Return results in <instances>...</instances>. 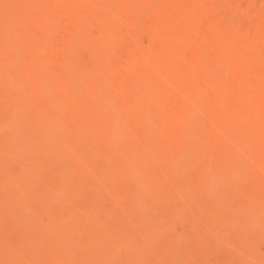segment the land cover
I'll list each match as a JSON object with an SVG mask.
<instances>
[{"label":"bare ground","instance_id":"6f19581e","mask_svg":"<svg viewBox=\"0 0 264 264\" xmlns=\"http://www.w3.org/2000/svg\"><path fill=\"white\" fill-rule=\"evenodd\" d=\"M182 1L0 0V8L5 9L0 20V64L10 62L14 67L11 66L8 73H0V120L9 117L10 111H18L17 108L46 111L56 119L64 117L62 121L58 120L61 126L55 123L56 129L60 128L61 132L56 130L55 133L54 125L48 126L50 129L46 127L49 130L45 129L46 134L44 132L45 136L39 142L48 149L38 165L30 167L26 163L25 168L23 165L24 171L23 168L20 171L22 178L32 176L37 170L35 166H44L63 158L73 160L77 170L82 171L108 154L118 160L108 170L110 179L119 173L122 160L136 163L144 152L165 150L174 140L193 142L194 152H190L191 148L186 153H178L164 168L148 173L146 186L157 184L162 189L153 202L146 199L150 207L146 200L131 193L113 195L107 188L109 183L105 186V182L95 188L97 194L94 192L90 199H85L82 191L75 189L77 182L73 178L54 182L53 186L42 182L44 185L31 186L29 191L25 185L27 194H24L30 195L39 207V221L43 219L48 224L59 218L61 220L62 213L67 211L74 214L75 219L84 216L92 218L93 215L95 219L113 196L123 199L121 208L108 221L100 219L99 224L96 221V225L87 224L86 230L81 231L76 226L72 225L71 229L67 225L69 228L63 230L69 233H61L66 235L65 238L59 235L63 237L61 239L76 242L80 237H90L106 228L123 227L119 245L121 241L128 240L139 244L138 241H144L152 223L151 211L166 209L177 220L163 226L165 248L162 251L149 257L135 254L121 259L119 256L120 259L108 264H213L212 258L217 260L222 254L231 258L226 264H264V240L261 242L259 238L260 242L256 241L258 239L249 242L241 236L243 218L236 213L238 206L229 203L233 199L231 193L218 191L215 195H203L195 201L190 195V191L197 189L204 179L215 180L220 176L222 181L221 173L232 167L251 171L250 175L240 179L242 192H250L254 196L264 189V163L260 158L264 152V80L251 75L252 70L264 67V55L257 52V48L264 47V28L252 29L255 18L264 19V8L252 10L243 0H190L196 5L195 9L182 12L179 9ZM55 7L65 10L58 14L51 11ZM72 8L74 10L69 11ZM213 10L218 11L219 16H213ZM230 22L238 28L247 29V33L228 38L225 34L214 32L217 26ZM99 23L114 24L113 32L92 35V26ZM181 24L193 28L191 35H178L166 41L164 36L175 34L176 27ZM81 30L88 35L86 42L79 41L77 45L78 40H75V45L71 44L72 33ZM31 32L35 35L34 39L26 37ZM50 33L53 36L60 33L66 38L61 43H50L51 47L45 44L40 48L48 37H53ZM30 50L36 53L29 61L19 64L18 56ZM87 51L85 60L80 53ZM129 53L134 54L133 59L124 67L109 69L108 65L101 64L103 59L118 60ZM243 63L245 71L234 70L236 65ZM21 77L26 79L25 89L12 95L6 94L4 88ZM150 78L154 80L151 84L156 85L160 92L157 98L148 101L139 93L140 89L147 88ZM52 80L58 84V102L49 99L37 102L38 92L48 89ZM133 82H137L138 86ZM92 85L95 86L94 91L88 94L83 91L87 94L86 98L83 92L79 94L82 96H78L77 92L82 87L86 90ZM69 104L75 106V112H67ZM106 106L116 108L115 114L97 121L94 118L96 111ZM62 108L67 110L61 111ZM182 112L192 113L189 122H185L186 129L180 118ZM148 113L156 115L161 123L141 131L136 122L146 118ZM231 124L236 125L239 131L228 134L230 137L225 140V128ZM16 127V123H11L0 130V151L11 149L10 146L17 143L14 139L18 137H15ZM254 128L258 129L254 136L240 131ZM75 131L83 136L77 138ZM206 162L213 165L203 168L202 164ZM6 165L0 168V189L6 188L5 192L7 189L9 192L16 182L19 186L21 177L15 164L10 162ZM188 168L191 177L187 188L177 189L169 181L168 186V171L179 173L185 169L188 171ZM25 197L18 199L23 201ZM261 203L259 210L264 214V197ZM146 204L149 208L145 207ZM16 206L8 207L11 209L9 212L5 211L7 221L14 220L17 210L13 208ZM215 208L223 209L221 215L211 214ZM223 226L230 229L226 237L218 233ZM135 228H139L137 236L131 234ZM183 232L204 238L189 255L186 252L187 256L182 255L184 252L180 254L176 248L178 237ZM27 248L29 254L31 249ZM3 257H0L1 260ZM16 260L17 257L13 261L16 263ZM216 262L219 263L218 260Z\"/></svg>","mask_w":264,"mask_h":264},{"label":"rangeland","instance_id":"374dc122","mask_svg":"<svg viewBox=\"0 0 264 264\" xmlns=\"http://www.w3.org/2000/svg\"><path fill=\"white\" fill-rule=\"evenodd\" d=\"M243 1H245V4L249 5V7L252 10L264 8V0H243ZM195 7L196 5L190 0H183L179 4V9L182 12L191 11L195 9ZM64 10L65 9L55 7V9L51 11L61 14L62 11ZM73 10L74 9L72 8L69 11H73ZM4 14H5V9L0 8V20L4 16ZM212 15L219 16L218 11L216 12L213 10ZM252 24H253L252 25L253 30L255 31L261 30L262 28H264V19L255 18L252 21ZM113 25L111 23L95 24L92 26L90 31L92 35H95V34L96 35L97 34L109 35L114 30ZM49 31L52 32L51 29ZM81 31H79V33H76L77 32L76 30V32L72 33L70 37L71 39L69 38L72 41L71 44H74L73 41L76 42L77 40L78 42L75 43L77 45L79 41L83 43L85 40L86 42V38L88 35L84 33L85 31H82L83 33ZM192 31H193V28L190 25L181 24L176 27L175 34H168L164 36V39L166 41H171L175 39L178 35L188 37L191 35ZM214 32L217 35L225 34L227 35L228 38H233V37H238V36H241L247 33V29L238 28L235 25L231 24L230 22L226 25L224 24L222 26L220 25L217 26ZM50 35L52 34L50 33ZM26 37L28 39H34L35 35L34 33L31 32V33H28ZM64 38L66 37H64L63 35H60V33H56L54 34L53 37L51 36L48 37L49 40L47 39L46 42L41 43L39 47L42 48L46 45H49L51 47L53 42L61 43L64 41ZM37 49L39 48L37 47ZM34 50H30L23 54H20L17 58V60L19 61L18 63L24 64L26 61H29L33 57V54L36 53V51ZM257 52H259V54L264 55V47L257 48ZM87 53L88 51L85 52V54L84 52L83 53L81 52L80 54L84 55V58L82 56L81 58L86 60ZM102 55L100 56L103 59L104 55L103 56ZM133 55L134 54L129 53L125 57L119 58L118 60H113L110 58H108L107 60L103 59V62L101 64L108 65V67H110L109 69H114L116 67L117 68L124 67L127 62L133 59ZM244 64L245 63L236 65L234 67V70L236 71L244 70L245 71V66H243ZM11 66L12 65L10 64V62L9 64L6 62L5 63L1 62L0 73L1 72L8 73V71H11L9 70L11 69L10 68ZM62 70L65 71L66 69H62ZM61 73L62 72L60 70V75ZM251 75L255 79L264 80V67L252 70ZM63 79H66V78H63ZM153 81H154L153 78H150L147 88L145 90L140 89L141 94L139 93V95L140 96L142 95V97L148 101L154 100L155 98H157L160 92V89L156 87V85L154 86L152 85L153 83L151 84V82ZM184 82L185 81H183L182 83ZM56 83L54 80H52L51 86H49L48 89L39 91L37 94L38 95L37 102L38 101L40 102V100L42 99L43 100L49 99V101L56 100L57 99L56 97L58 96L57 95L58 94V86H57L58 84ZM63 83L65 84V82ZM66 83H67V80H66ZM132 84L135 86H138L137 82H133ZM94 85H92L90 88H87V89L85 88L86 90H84L83 89L84 87H82L83 90L81 89V91L77 92L78 96H82L79 94L82 93L83 91L87 92L88 94L89 91L94 89L95 87ZM25 87H26V79L24 77L23 78L21 77L20 80H17L16 82H12L9 85H7L4 88V91L8 95H12L16 92L24 90ZM80 87L78 86L77 88H80ZM84 94L85 95L83 97L86 98L87 94L86 93ZM91 95L92 94H90V96ZM80 99L83 100L82 97ZM53 101L51 103H53ZM56 102L58 101L56 100ZM67 109H68L67 112L69 111L75 112V106L72 104L67 105ZM67 109L62 108L61 111L67 110ZM5 110H7V107H5ZM17 110L18 111H10L9 117H6L0 120L1 121L0 130L6 129L7 125L11 123L14 125L16 123L17 125L16 130L20 132L22 131L21 133L23 134L22 135L20 132L18 133L16 131L15 137L17 136L18 137L14 139H16L17 141L14 140L13 142L16 141L17 143H13L12 146H10L11 149L8 148L5 151H0V168L3 166L6 167L7 166L6 164L11 162V164H15L17 168V172L18 174H20V171L23 168L24 164L28 163V166L30 164V167L33 165L39 164L38 161L43 157L44 152H46L45 150L48 149V148H45L46 147L45 144L42 143L41 145V143L39 142L41 141V138L45 136L44 135L45 129L49 130L50 129L49 127H53L54 125L53 130L56 133V130L58 131L60 128L56 129L57 125H55V123L57 122V124L59 125L61 123L60 121H62L64 117L56 119L55 116L49 113H46V111L41 112L36 109L27 110L24 108L22 109L17 108ZM115 111H116V108L112 106H106V107H103L97 110L94 115V118L97 121H102L103 119H106L109 116H113L115 114ZM60 113L61 115H63L62 112ZM190 115L192 116V113L191 114L189 113V115L185 112L180 113V118L182 122H184L183 126L185 129H186L185 122H189L190 117H191ZM160 123L161 121L156 115H154L153 113H148L146 118L141 119L138 122H136V127L139 130L144 131L152 126L154 127V125L158 126ZM40 125H43V126H40ZM46 127H48L49 129ZM226 127L227 128L225 129L227 131V135H225L223 138L225 140H228L231 134L239 131V128L233 124L227 125ZM59 131L61 132V130ZM240 131L241 133L246 134L248 136H254L257 133L258 129L254 128L252 130H240ZM92 132H93V127L91 128L90 135H92ZM75 135L77 138H81L80 135H82V133L75 131ZM195 142L197 143V141ZM14 144L16 146H14ZM193 145L194 144L192 141L174 140L171 143V145L165 150L161 149L159 151L144 152L141 159L136 163L132 164V163H128L122 160L120 162L119 173L117 174L116 177H113V178L111 177L110 179H108V175H107V173H109L108 170L113 164L118 162V160L115 156L108 155V154H105L102 159H100L99 161L95 163L90 164L88 167H86L82 171L77 170L76 163L73 160L68 161L67 159L63 158V159H57L52 162H48L49 164H46L44 166H35L36 167L35 169L37 170L33 172L34 174L32 173V176L29 175L30 178L29 176L27 177L25 176L22 178L20 174L19 176L21 177V181L19 179V182L21 185L19 184L18 186V183L16 182L15 185L13 186L11 185L12 187L9 186L12 188V189L9 188L10 190L9 192H8V189H7V192H5L6 188L0 189V255L1 253H3V256H4V257L2 255L0 256V257H3L2 260L0 258V264H108L110 263V261H115V259L117 261V259H120V258L125 259L129 257L130 255L133 256L136 254L139 256L141 254L142 255L141 257H149L155 253L162 251L163 248H165L164 247L165 243H163L164 237L162 236V229L164 228L163 226L166 227L168 223L177 220L175 218L176 216L174 217V214L171 215V212L167 211L166 209H156V210L151 211V222L152 223L150 224V228L148 232L144 236L145 237L144 241H138L139 244L131 240H128L129 242H124L120 240L121 242L119 245V242H118L119 238L121 237V234L124 232L123 227L106 228L103 231L96 232L94 235H91L90 237H82V238L80 237V239L75 242V241H67L65 239H61V237L67 233V232L65 233L63 229L66 230V228H69L70 226H71L70 228L72 229L73 226L74 227L76 226L81 231V230H86V227H88L87 224L91 225L93 223V225H96L94 222L96 221L98 223L100 219L108 221L121 208V206L123 205V199L117 196H113L112 199L108 201L106 208L102 210L101 212H99L98 214H96L95 219H94L95 217L94 215L92 218H88L89 216L88 217L84 216L83 218L77 217V219H75L74 218L75 215L73 214L74 215L73 216L65 208L64 210H66L67 213H64V214L62 213L61 220L59 218V220H56L55 222H51L48 224L43 219H41L42 221L40 220L41 222L39 221V218L41 217L39 215L41 213H39V215L37 213V212H40L38 211L39 209L38 205H37L38 207L37 208L35 201H33L32 197L30 195H27L29 197L27 198V196L24 193H26L27 190L28 189L30 190V188L32 187L34 188L38 187L42 182L44 183L48 182L47 184H50V186H53L54 182L56 183L57 181H60V180H65L67 178H73V181L77 182V184L76 183L74 184L75 189L76 190L78 189L77 191H80V192L82 191L83 197L85 199L92 198L95 192V188L97 187L99 188V186H102L103 185L102 183L105 182V186L109 183L107 185V188L111 191L113 195H116L118 193H120L121 195H124L126 193H131L135 197H141L144 200L147 199L153 202L155 198L158 196L159 190H162V189H160V186L158 187L157 184H154L153 186L151 185L149 187L146 186L147 184L146 177H148V173L155 169L158 170L159 168L161 169L164 168L169 162L172 161V159L178 153H181V152L186 153L191 148L192 149L190 150V152L191 151L194 152L195 150L193 149H195V147H193ZM260 158L262 159L264 163V152ZM212 165H213L212 162H206L202 164V167L209 168ZM26 167H27V164H26ZM24 168H25V165H24ZM24 168H23V171H24ZM221 174L223 175L222 177H224V179L221 177L222 181L220 180V176H219V179L217 178L215 180L214 179H204L197 189L190 191L192 200L194 201L198 200L203 195H206V196L208 195L212 196V194L215 195V193L218 191L222 193H224L223 191L231 193L233 197V199L232 198L231 199L233 202L229 200V203L231 202V205L233 204L235 205V207L238 206V209L240 208V210L237 209L238 212L236 211V213L237 214L239 213V215L243 218V222L240 227L241 236L246 238L247 241L249 242L251 241L255 242L256 239H258L256 241L260 242L259 238H261L262 240L261 242H263L264 225L262 223H264L263 222L264 214L261 213L259 209L262 204L261 203L262 198L264 197V189L257 192V194L254 196L250 192L241 191L242 186H241L240 179L244 176L250 175L251 174L250 170H244L238 167H232L228 170H225ZM190 177H191L190 168H188V171L185 169V171H181L179 173H173L172 171H168L167 184L168 186H169V183L171 185L173 184L176 186L177 189L179 187H180L179 189L181 188L185 189L187 188V185L189 184ZM27 179L29 181V182L27 181V183H29V186L27 183H25ZM25 185H27V190H26ZM96 191H98V189H96ZM16 195L17 197L15 198ZM235 196L237 197L234 198ZM20 197L21 198L25 197L24 198L25 200L23 201L19 200L21 199ZM67 197L64 198V201ZM147 200L145 202H147L149 206L150 203ZM67 201L68 200H66V202ZM13 205L14 207L17 205L16 208H13L14 211L17 210L15 211L16 214L14 213L16 216L13 221H7L5 218L7 214L5 215V211L9 212V210L11 209H9L8 207L11 206L12 208ZM148 206L146 204L145 207L149 208L151 205L149 207ZM235 207L231 206V208H234V210H236ZM222 212H223L222 208H215L213 209L211 214L213 216H219L221 215ZM37 215L39 216L38 220H37ZM67 225L69 227H67ZM223 228L221 227L220 229H218V233L219 235L226 237L230 233V229H228L227 226L226 227L223 226ZM63 232L64 234H61ZM189 233L183 232L182 235L180 234L181 236L179 235L178 237L176 248L178 249L180 254L184 252V254H182L183 256H187V254L189 255V253L193 250V248L197 246L198 243H201L204 240L202 236L193 235L192 233L190 234ZM131 234L135 236L139 235V228L133 229L131 231ZM185 234L186 235L188 234V235L186 236ZM59 235H62V236L60 237ZM63 237L65 238L66 235H64ZM122 242L124 243L121 244ZM27 247L31 249V250H28V253L30 251L29 254H27V250H26L28 249ZM24 248L25 250H23ZM5 253L9 255L6 256ZM222 255L223 257L221 258ZM222 255L219 256V259L217 258L219 263L216 262L217 260L214 257L212 258L213 262L215 264H226L230 261L229 256H225L224 254ZM119 256L121 257L119 258ZM9 257L12 260L9 259ZM16 257H17V260L15 263L13 260H15ZM216 257H218V255H216ZM227 260L229 261L227 262ZM248 263H249V259H248ZM155 264H158V262ZM160 264H164V263H160Z\"/></svg>","mask_w":264,"mask_h":264}]
</instances>
